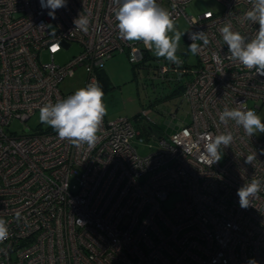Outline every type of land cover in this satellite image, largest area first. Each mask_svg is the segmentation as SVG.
Segmentation results:
<instances>
[{
  "label": "built area",
  "instance_id": "1",
  "mask_svg": "<svg viewBox=\"0 0 264 264\" xmlns=\"http://www.w3.org/2000/svg\"><path fill=\"white\" fill-rule=\"evenodd\" d=\"M188 2L157 0L173 20L185 16L189 45L188 33L199 31L209 44L196 41L201 49L193 67L181 54L179 66L163 57L155 66L160 76L170 68L176 79L184 77L189 120L167 137L147 130L157 146L139 155L131 143L139 131L127 116H104L91 148L60 140L41 122L27 124L45 102L73 93L59 81L77 65L87 71L86 86L114 53L127 48L131 62L149 54L142 42L119 37L112 0H67L54 19L40 0H0V218L9 230L0 264H264V184L246 208L237 194L253 178L264 181V133L248 137L234 121L219 120L225 107L257 113L264 106V76L233 61L219 32L230 22L251 36L259 25L240 22L248 0H221L220 11L196 16L185 14ZM79 14L89 17L87 33L75 28ZM72 43L78 53L55 62ZM151 114L145 107L137 118L154 121ZM13 121L27 129H10ZM224 132L233 142L209 166L207 135ZM170 193L179 199L166 208Z\"/></svg>",
  "mask_w": 264,
  "mask_h": 264
},
{
  "label": "clouds",
  "instance_id": "2",
  "mask_svg": "<svg viewBox=\"0 0 264 264\" xmlns=\"http://www.w3.org/2000/svg\"><path fill=\"white\" fill-rule=\"evenodd\" d=\"M251 5L244 12L240 22L248 21L259 25L254 35L247 36L233 29L232 24L225 23L219 32L224 43L228 46L230 58L239 62L249 70L264 76V0H248ZM114 17L117 22L118 35L124 41H139L157 58L163 57L172 64L179 66L183 61L177 56L181 33L174 28L172 13L161 7L157 0H112ZM41 8L49 9L48 15L55 18V10L66 7L67 0H40ZM75 28L87 33L89 17L79 14L74 18ZM196 22L193 21V24ZM169 33H173L169 35ZM55 37V33L51 34ZM192 43L188 46L192 55H197L201 46L196 41H202L204 46L209 44V38L204 31L188 33ZM60 48L59 41L55 42L53 51ZM216 57H214L215 59ZM103 91L98 81L92 80L86 86L76 89L66 98H58L55 102L47 101L39 108V121L50 126L60 140H68L76 147L84 144L93 147L98 140L97 133L104 116L107 114L103 103ZM221 123L234 121L237 126L251 137L264 133V123L253 109L227 108L219 114ZM154 131V130H153ZM231 132L220 134L209 133L204 145L205 159L209 166L220 161L221 146L228 147L233 142ZM256 154L246 156L245 163H252ZM264 181L253 178L249 183L237 189L239 204L246 208L250 198L260 191ZM17 220L20 213H16ZM82 223L81 221H79ZM7 221L0 218V242L8 239ZM247 264H257L250 259Z\"/></svg>",
  "mask_w": 264,
  "mask_h": 264
},
{
  "label": "rangeland",
  "instance_id": "3",
  "mask_svg": "<svg viewBox=\"0 0 264 264\" xmlns=\"http://www.w3.org/2000/svg\"><path fill=\"white\" fill-rule=\"evenodd\" d=\"M223 8L221 0H189L184 8L186 15L196 16L202 11L209 9L213 12L220 11ZM175 30L182 34L176 54L186 55L185 62L193 67L196 64V56L192 55L188 49L189 44L184 38V32L187 29V20L184 15L174 19ZM173 33H169L172 35ZM138 42V41H131ZM79 45L72 43L68 48L61 49L54 57L55 62L66 63L78 53ZM148 57L131 62L128 58L127 48L124 51H118L108 58L103 65V69L97 72V81L99 82V72L103 71L106 85L102 88L104 93L103 103L106 106L107 119L119 116H127L132 120L133 127L139 134H134L131 138L132 145L136 148L139 155H146L156 148V141L151 139L146 127L152 126L158 136H168L174 129L189 120V105L183 99L182 94L174 91V87L181 83L176 79L174 69H168L166 77L156 74L155 64L157 58L151 51ZM42 58L49 60L47 54ZM139 61V62H138ZM187 77V76H186ZM87 71L84 65H77L73 74L62 78L59 81V87L62 91H72L85 86ZM184 77H182L183 79ZM150 108L154 116V121H144L142 117L137 118L136 114L142 108ZM151 114V115H152ZM261 117L264 123V106L256 113ZM39 121V111L29 118L27 124L30 127L37 125ZM45 126V124L40 123ZM9 128L17 132H23L27 125L13 121ZM256 136H262L263 133H257ZM74 183V179H72ZM179 199L178 193H170L163 200V206L170 208L174 202Z\"/></svg>",
  "mask_w": 264,
  "mask_h": 264
},
{
  "label": "trees",
  "instance_id": "4",
  "mask_svg": "<svg viewBox=\"0 0 264 264\" xmlns=\"http://www.w3.org/2000/svg\"><path fill=\"white\" fill-rule=\"evenodd\" d=\"M148 54H145L144 56H143V58H145V57H148L147 56ZM186 56V55H185ZM142 58V59H143ZM156 65V64H155ZM99 84L101 85V87L103 88V87H105V85L107 84L106 83V81H105V77H104V74H103V71L102 72H99ZM179 80V82H181V83H179V84H177V86L176 87H174L173 89H174V91H178L180 94H182V90H183V79L181 78V79H178ZM136 116H137V114H136ZM147 127H150L152 130H153V128H152V126L151 125H149L148 124V126ZM147 127H146V131H147Z\"/></svg>",
  "mask_w": 264,
  "mask_h": 264
},
{
  "label": "water",
  "instance_id": "5",
  "mask_svg": "<svg viewBox=\"0 0 264 264\" xmlns=\"http://www.w3.org/2000/svg\"><path fill=\"white\" fill-rule=\"evenodd\" d=\"M147 130H152V129L150 127H147ZM152 133L155 134L156 132L153 131Z\"/></svg>",
  "mask_w": 264,
  "mask_h": 264
},
{
  "label": "crops",
  "instance_id": "6",
  "mask_svg": "<svg viewBox=\"0 0 264 264\" xmlns=\"http://www.w3.org/2000/svg\"><path fill=\"white\" fill-rule=\"evenodd\" d=\"M132 43H134V42H132Z\"/></svg>",
  "mask_w": 264,
  "mask_h": 264
}]
</instances>
